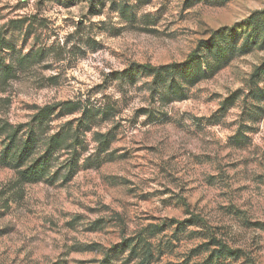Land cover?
<instances>
[{
    "label": "rangeland",
    "instance_id": "374dc122",
    "mask_svg": "<svg viewBox=\"0 0 264 264\" xmlns=\"http://www.w3.org/2000/svg\"><path fill=\"white\" fill-rule=\"evenodd\" d=\"M22 16V28L9 24ZM215 32L226 52L180 68L182 91L154 93L143 69L120 75L182 64ZM262 65L264 0H0V124L73 101L43 126L49 135L86 108L100 112L75 169L61 151L44 178L19 183L0 164V264H89L102 256L91 244L186 208L264 264V97L250 94L264 89V72L253 76ZM95 131H111L108 158H89Z\"/></svg>",
    "mask_w": 264,
    "mask_h": 264
},
{
    "label": "trees",
    "instance_id": "16d2710c",
    "mask_svg": "<svg viewBox=\"0 0 264 264\" xmlns=\"http://www.w3.org/2000/svg\"><path fill=\"white\" fill-rule=\"evenodd\" d=\"M29 17L22 16L12 19L9 24L16 29L22 28ZM30 29V23L25 25L26 34L30 33ZM220 37L219 32H215L214 36L203 43V48L191 52L182 64L130 65L122 70L120 75L132 78L135 72L143 69L145 74L151 76L150 85L154 93H159V91H163V94L171 91L177 93L183 90L179 79L182 74L178 71L180 68L184 72L191 64L201 66L200 58L208 52L219 53L221 57L224 55L226 47L223 43L221 44ZM12 70L13 64L8 61L3 69L6 77ZM263 72L264 65L256 69L253 73L254 79L255 76L258 77L255 82L259 80ZM263 90L252 88L250 94L264 97ZM76 108V104L69 100L57 104H45L25 124L12 125L9 122L0 124V138L3 146L0 149V164L10 165L17 169L19 183L37 182L44 178L49 173L52 157L58 156L61 151L67 154L65 164L75 169L79 156L76 144L79 143L83 129H90L100 112L86 108L80 117L64 122L52 134L45 135L42 129L48 124L49 118L55 111L58 115H62L72 113ZM102 113H107V111L103 110ZM74 122L77 124L74 129L72 128V134L69 135ZM110 137L111 131L93 132L92 139L95 142V148L93 153L89 154V158H100L101 155L108 158L112 153L107 152ZM186 241L197 242L181 252L180 244ZM89 247L90 250H95L102 255L99 259L88 260L89 264H236L242 259H245L243 260L245 264H251L244 258L245 252L242 248L229 244L224 235L200 212L190 208L184 210L182 219L159 218L139 226L129 234H123L119 241L108 247L99 243H93ZM51 264H65V262L57 260Z\"/></svg>",
    "mask_w": 264,
    "mask_h": 264
}]
</instances>
